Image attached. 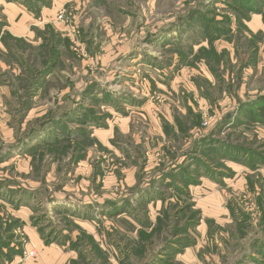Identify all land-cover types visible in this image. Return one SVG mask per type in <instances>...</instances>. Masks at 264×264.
<instances>
[{
	"label": "rangeland",
	"instance_id": "obj_1",
	"mask_svg": "<svg viewBox=\"0 0 264 264\" xmlns=\"http://www.w3.org/2000/svg\"><path fill=\"white\" fill-rule=\"evenodd\" d=\"M3 1L0 182L23 189L35 210L31 222L48 225L41 232L45 243L74 230L69 239L80 246L72 262L79 264H264L262 167L229 170L228 160L219 167L221 155L203 152L196 155L205 165L194 170L193 164L190 173L203 176L204 185L192 192L181 180L159 185L174 165L191 161L185 156L193 155L203 136L264 97V0H254L263 12L246 14L235 0H90L86 5L71 0L59 20L67 31L53 22L26 39L9 28L11 20L14 27L18 23L3 11ZM193 11L208 21L190 18ZM206 22L230 29L224 35L216 31L220 38L212 51ZM87 117L92 123H85ZM249 124L230 122L220 137L264 150V125ZM55 137L60 143L50 146ZM43 138L23 158L9 153L28 142L37 146ZM5 190L0 200L15 208L28 202L20 196L14 205ZM136 192L145 194L146 202L134 199ZM129 193L133 202L121 205L130 209L131 221L151 220V227L109 221L100 215L101 207L92 213L75 202ZM59 194L72 197L67 206L49 200ZM162 196V205L149 203ZM71 213L78 218L89 213L98 229L89 224L85 230ZM51 231L56 235L49 237ZM16 233L12 245L18 243L27 261L34 251L23 246L27 237ZM171 245L179 249L173 253Z\"/></svg>",
	"mask_w": 264,
	"mask_h": 264
},
{
	"label": "crops",
	"instance_id": "obj_2",
	"mask_svg": "<svg viewBox=\"0 0 264 264\" xmlns=\"http://www.w3.org/2000/svg\"><path fill=\"white\" fill-rule=\"evenodd\" d=\"M3 2H4L2 4L3 11H5L9 15L10 20H11V16L13 15L14 21L16 23H18V25L14 27V23L11 20L10 27H9L10 29H12V31L14 30V32L16 34L15 37L17 36V37H20L23 39H26L27 37H32L33 35L36 34L35 32L37 31V29H39V28L45 29L47 26L52 25L53 22L61 24L60 28H59L60 30H64V31L68 30L66 28L65 23L62 21H59L57 15H59L60 12H65L67 10L66 5H68L69 2H71V0H49V1L48 0H37V1L33 0L32 2H30L28 0H4ZM88 2H90V0H82V2H80V4L86 5V4H88ZM10 12L12 14L11 16L9 14ZM111 23H113V22H111ZM67 26L70 27V24ZM64 31H62V33ZM17 33H20V34H17ZM39 33L40 32H38V34ZM40 40H41L40 37H38V41H40ZM145 102L147 103V100L144 101L143 103H145ZM129 105L130 104H128L127 106L130 107ZM138 105H140V104L138 103ZM115 114H117V112H113V116H115ZM112 119L116 120V117L115 118L112 117L111 120ZM121 120H122V122L125 121V120H123V118H121ZM104 131H106V130H103L101 132H104ZM43 137H45V135H43ZM44 139L45 138H43L42 140H44ZM32 147H34V146H32ZM32 147H30V144L28 142V144H26V146L22 144L19 147V149L12 150V151L10 150L9 153L11 155L17 157V158H23L24 156H27L26 154L30 152V149ZM187 157L188 156L186 155L185 159ZM189 162H190V160L187 161L186 165L189 164ZM186 165H184V159H183L181 166L180 165L179 166L184 167ZM177 166L178 165H174L173 167L176 168ZM228 166L230 168L231 167L233 168V166H239V167H242L244 169H248L247 166L242 165L238 162H232V161H229ZM193 168L195 169V166ZM178 169L183 170L182 168L181 169L178 168ZM262 170L264 171V167H262ZM175 171H178V170L175 169ZM186 171L190 173V171H191L190 167ZM182 172H183L184 177H185V171H182ZM204 172L205 171H202V174ZM208 179L210 180V178H208ZM218 180H220V179H218ZM224 181H225V179L222 182H224ZM205 182L206 181L204 180V178L202 176L198 180V184L193 185L191 183V185H190V183L188 182L189 185L187 187H189V190L192 192L194 190V188L196 189V187L198 188L202 184L204 185ZM209 182H211L213 184L214 183L220 184L219 181H215V180L214 181L210 180ZM165 184L166 183L162 182L159 185L163 186ZM175 185H177V183ZM178 186H181V185H178ZM104 187L105 186H103V188ZM181 187L183 188V186H181ZM4 188L8 192L11 191L12 195H8V197L6 196V198L8 201L13 202L14 205H15L16 201L18 200L17 198L18 197L20 198V196L22 197L20 199L26 198L28 200V202L26 201V203H24L21 208H15L14 206L11 205V203L0 200L1 230L4 231V233L7 235L11 234V232L7 231V229H6L7 222L11 221V219L7 220V218H8V216L15 217L20 222V224L17 225L16 228H14V230H12V232L18 233L20 231V232H22L23 235H25L27 237L28 242L26 241V244H24L23 246H25V248H27L29 251L30 250L34 251L35 256L31 257L27 261H23L22 254H15L11 260H7V259L1 260L0 264H71L72 260L75 257H77V254H78L77 250L69 247V241H71V240H68L67 244H62V243H59L58 241H54L52 243H47V242L45 243V240L41 235V231L39 230V226L37 227L31 222V217L35 215V212H33L34 208L32 207L28 196L22 194L21 191L23 189L21 191H19L18 189H16L14 184H11V183H5L4 185H2L0 187L1 191ZM19 188H21V187H19ZM147 191H149V194L153 192L152 190H149V189ZM144 192H145V190H144ZM136 194H135L136 196L133 197L134 199H137L138 201L141 200V202H146L145 201L146 198L144 197L145 194H140L141 197H139L140 196L139 192H136ZM130 196L132 197L131 193H129V195H127V194L122 195L121 197L98 196L99 198H97V199H95L93 197L85 196V198H81L75 202L77 203L78 206L82 205L80 207L84 206L87 210H88V208H91L89 210L93 211L92 213L95 212V209H96L95 207H99V208L101 207L100 208L101 209L100 215H104L103 217L105 219L107 218L106 220H109V221L110 220H115V221L121 220L125 224H127L133 228L138 226L140 228L144 227V229H147V227H145V225L147 224L146 223L147 221L145 222V221L139 220V221H137V223L132 222L131 217H129V214H131L130 209L127 207L126 204H125L126 206L121 205V202L124 203L125 201L128 202V204H129L130 201H132L131 200L132 198ZM86 197H88V198H86ZM121 198H123V201H121ZM155 198L156 197H153V199L151 198L149 203L151 205H157V207L160 206V204L162 205V201L158 198H156V199ZM69 199H72V197L67 198L66 195L61 196V194H59L53 198L52 202H54L58 206H62V205H66L67 203H69L66 201ZM97 200L99 201V203L97 202ZM111 201L117 203V205L111 206V204H109ZM94 202H96V204H94ZM121 207H125L123 212H120L119 214H115V215L110 214L111 212H113V213L116 212L117 210H119V208L121 210ZM92 213H90V215H92ZM74 214H75V217H71V218L73 220L78 219L76 223L81 225V227L84 228L85 230H87L86 229L87 227L85 225H89V224H90L89 226L94 228L95 230L98 229V226L94 225V223H97V222L94 221L93 219H92V222L89 221L90 219H88V216H87L88 214L83 215V218H81V216H80V218H78L76 216L77 214L76 213H74ZM74 214H72V215H74ZM67 215H68V213H67ZM133 215H135L136 217L138 216L137 214H133ZM151 222L152 221L150 220L149 224L152 226ZM142 224H145V225L141 226ZM66 234L69 236H72V237L75 236L74 230H72L71 232H68L66 230L65 235ZM71 239L73 240V238H71ZM14 244H15L16 248H19L18 243H14ZM170 248H172V250H173L172 245ZM187 249H190V247H188ZM21 251L24 252L23 250H21Z\"/></svg>",
	"mask_w": 264,
	"mask_h": 264
},
{
	"label": "trees",
	"instance_id": "obj_3",
	"mask_svg": "<svg viewBox=\"0 0 264 264\" xmlns=\"http://www.w3.org/2000/svg\"><path fill=\"white\" fill-rule=\"evenodd\" d=\"M28 1L32 2L33 0H28ZM234 2L237 3L238 5H240V8L242 9V12L245 13V14H246L247 11H253L255 13L263 12L262 7H260L256 3H254L255 2L254 0H235ZM236 8H238V7H236ZM194 16H198V18L202 17L204 19V21H208V19H206L205 14H203V13H201L199 11H193L190 14V18H192ZM225 18L228 21H231L230 17H225ZM213 20H215V19H211L210 21L212 22ZM204 25H205V27H204L205 31L208 33V35H207L208 38L207 39H208L209 45L211 46V51H212L213 41L217 40V38H220V37H218V35H216L217 34L216 31H218L220 34L224 35V33H226V31L230 30V29H228V28L225 29L224 26L217 27L214 23L210 24V23L206 22V23H204ZM39 34L41 36V33H39ZM3 36L4 35H2L1 37L3 38ZM201 51L206 52L207 50L201 49ZM213 67L215 68V66H213ZM47 72H49V71H47ZM104 100H106V96L104 97ZM89 120H92V116H90V115H89ZM94 120L97 121L98 124L101 123L99 121V118H97V117L94 118ZM222 122H223L222 124H220L218 127H216L217 128L216 132L209 133L208 135L203 136L198 143L196 142V144H195L196 146H195L194 150H191L193 155L190 154L188 156L189 158H191V161L189 162V164L186 165V167L185 166L184 167H180L178 165L176 168L172 169L171 172L166 173L165 176H164L165 178L161 179V182L166 183V185L168 187L169 186L171 187V184L175 185L178 182V180H181V182H183L186 186L189 185L188 182L189 183L190 182L191 183H197L199 179L195 178L191 173L187 172L186 170L192 164H195V168L199 165V163L205 165L204 163L201 162V160H202L201 157L196 155L198 153L199 154L201 153V155H202L203 152L205 153V156H207V157H212L214 155H217V156L221 155L222 159H221V161L219 163V167L226 166L224 160H226V161L227 160L228 161H234V162L245 164L252 171L253 170H258L259 168L264 167V150L263 149H261L259 151L258 149H254L252 146H244L243 144L234 145L231 142L230 143H226L220 137L221 134H223V132L225 131L226 125L228 123L230 124V122H234V124L237 122L239 124H241V123L242 124L243 123H245V124L246 123L247 124H249V123H253V124L258 123V124L264 125V97L259 98L258 100L250 101V102L246 103V105L242 108L241 112H239L238 116H236L234 118L232 116H229L228 118H225ZM85 123H92V122L88 121V117H87ZM69 131L70 130L68 129V132H64L65 134H63V136L65 137V139L69 135H71L69 133ZM72 133L75 134V135H79L80 136V133H74V132H72ZM60 139L61 138H59V137H55L53 140H51L52 142H51L50 146L51 145H57L58 143H60V141H61ZM42 141H45V139L41 140V142L39 144H41ZM39 144L37 146L32 147L30 149V152L31 151L33 152V151L37 150V148H39ZM171 168H172V166H171ZM178 168H182L183 169L182 171H185V177L181 176V175H183V172L175 171V169L178 170ZM194 170H196V169H194ZM229 170H231V168ZM180 177H181V179H180ZM5 183H7V182H5ZM251 183H252V181H251ZM2 185H4V183L0 182V187ZM0 191H1V189H0ZM9 193H10V195H12L11 191ZM163 197L164 196L160 197L159 199L165 200V198H163ZM49 200L52 201L53 198L52 199L50 198ZM20 201L21 200H19V202ZM109 204H111V206H113V205L116 206L117 205V203L112 202V201ZM89 209H91V208H88L87 211H89ZM124 209H125V207H121V210L119 208V210H117L114 213L111 212L110 214H114V215L115 214H119L120 212H123ZM87 216H89V213H88ZM39 219H36L35 221H38ZM0 220H1V217H0ZM18 223H19V221L18 222L17 221H9V222H7L6 229H7V231L11 232V234H8V235L5 234L4 231L1 230V225H0V261L1 260H6V259L7 260H11L15 254H23V252L21 251L22 249L16 248L15 245H12V242H13L12 240L14 238V233L12 232V230H14V228H16ZM34 225L36 226L37 224H34ZM188 225H190V224L188 223ZM188 225L185 226V229L188 227ZM46 226H48V225H46ZM46 226L40 225L39 226L40 227L39 230L41 232H43L42 230ZM146 226L147 227H151V225H149V223L146 224ZM68 229L70 231L71 227H69ZM177 229L178 228H176V230ZM83 233H85V232H83ZM51 234L56 235V232L51 231L49 233V237L51 236ZM62 234L63 233H61L60 235L58 234V235L54 236L53 239H49L48 238L46 240V242L47 243H52L54 241H58L59 243L67 244L68 240H70L69 239L70 237L67 234L66 235L65 234L62 235ZM57 238H59V239H57ZM79 243H80V241L75 243V242H72V239H71V241H69V247L72 248V249H75V250H79V246H80ZM177 249H179V248L173 249V253ZM79 252H80V256H81V251H79ZM72 264H79V263L76 262V261H73Z\"/></svg>",
	"mask_w": 264,
	"mask_h": 264
},
{
	"label": "built area",
	"instance_id": "obj_4",
	"mask_svg": "<svg viewBox=\"0 0 264 264\" xmlns=\"http://www.w3.org/2000/svg\"><path fill=\"white\" fill-rule=\"evenodd\" d=\"M58 19L61 20V19H64V12H60L59 15H58ZM206 124V122H205ZM26 252L24 251L22 256H25ZM30 255H34L33 252L30 254Z\"/></svg>",
	"mask_w": 264,
	"mask_h": 264
}]
</instances>
